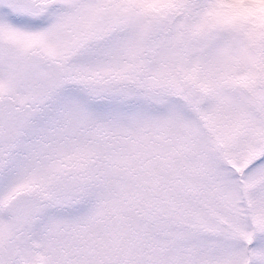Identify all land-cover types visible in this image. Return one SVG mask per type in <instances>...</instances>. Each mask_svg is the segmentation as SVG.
<instances>
[{"label": "rangeland", "instance_id": "374dc122", "mask_svg": "<svg viewBox=\"0 0 264 264\" xmlns=\"http://www.w3.org/2000/svg\"><path fill=\"white\" fill-rule=\"evenodd\" d=\"M0 112V264H264V0H0Z\"/></svg>", "mask_w": 264, "mask_h": 264}, {"label": "flooded vegetation", "instance_id": "af4514ba", "mask_svg": "<svg viewBox=\"0 0 264 264\" xmlns=\"http://www.w3.org/2000/svg\"><path fill=\"white\" fill-rule=\"evenodd\" d=\"M21 93H22V91H21ZM26 101L25 100H23V102L22 103H14V104H9L7 101H6V104H4V109L5 108H10V110H9V112H13V113H15L16 111H20L19 109H17L16 107H19L20 109L21 108H23V107H25L26 106V103H25ZM4 109H3V111H4ZM2 111V112H3ZM2 112H0V114L2 113Z\"/></svg>", "mask_w": 264, "mask_h": 264}]
</instances>
